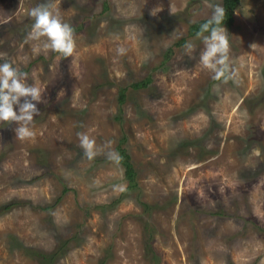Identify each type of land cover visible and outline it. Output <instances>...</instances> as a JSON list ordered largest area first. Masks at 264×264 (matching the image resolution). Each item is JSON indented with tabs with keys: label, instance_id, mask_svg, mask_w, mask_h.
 <instances>
[{
	"label": "rangeland",
	"instance_id": "374dc122",
	"mask_svg": "<svg viewBox=\"0 0 264 264\" xmlns=\"http://www.w3.org/2000/svg\"><path fill=\"white\" fill-rule=\"evenodd\" d=\"M221 3L0 0V62L42 90L31 137L0 122V264H264V0H240L225 27L227 81L187 36ZM39 4L72 26L71 56L33 53ZM123 134L132 191L115 158Z\"/></svg>",
	"mask_w": 264,
	"mask_h": 264
},
{
	"label": "clouds",
	"instance_id": "9594fccd",
	"mask_svg": "<svg viewBox=\"0 0 264 264\" xmlns=\"http://www.w3.org/2000/svg\"><path fill=\"white\" fill-rule=\"evenodd\" d=\"M212 8L211 16L200 25L196 33L204 45L199 59L201 65L213 73V79L222 78L227 81L236 72L229 62L228 34L223 26L225 9L221 4H214ZM28 15L33 18V23L26 39L37 42L33 47L34 54L48 50L63 57L73 54V28L62 19L58 10L53 11L49 4H39L31 8ZM184 47L190 53L194 45L186 42ZM124 51L122 47L117 49L119 54ZM27 77L28 73L15 64L7 60L0 62V122H16L15 136L20 139L33 135L31 124L34 114L38 112L34 102L41 100L42 93L41 88L28 83ZM77 135L84 154L89 158L94 156V140L86 133ZM115 158L119 159L118 154H115Z\"/></svg>",
	"mask_w": 264,
	"mask_h": 264
},
{
	"label": "trees",
	"instance_id": "16d2710c",
	"mask_svg": "<svg viewBox=\"0 0 264 264\" xmlns=\"http://www.w3.org/2000/svg\"><path fill=\"white\" fill-rule=\"evenodd\" d=\"M240 4V0H222L221 5L224 7L225 9V19L223 21V26L224 27H228L230 25H232L233 20H234V11L238 8ZM207 19L205 20H199L193 24H191L188 27V31H187V36L188 37H193L196 36L197 31L200 28V25L205 22ZM206 34V33H205ZM184 43V39H182L181 41H179L178 43H176V45H180ZM171 48H168V50L166 51L167 54L171 53ZM150 80L148 78L143 79L142 81L136 82V83H132L130 84L129 88L133 89V90H139V89H144L146 87L149 86ZM128 87H120L118 89V103L121 106L126 98V91H127ZM120 118V116H119ZM126 140V136H124V134L122 135V137L120 138V140L118 141L117 145H116V152L119 156V159H117L118 163L120 165H122V167H124V173L125 176L127 178V182L128 185L126 187V191H132V190H136L137 184H136V180H135V168L133 166V163L131 162L130 156L127 153L124 145V142ZM11 208V204H6L4 206L1 207V210H5L8 211ZM145 208H149L148 205L145 204ZM59 249L56 251L51 252L50 254V259H54L58 254H59ZM37 255V257H41L43 259L46 258V255L42 254L41 252H37L35 253Z\"/></svg>",
	"mask_w": 264,
	"mask_h": 264
}]
</instances>
